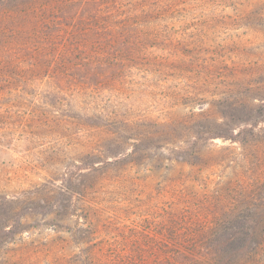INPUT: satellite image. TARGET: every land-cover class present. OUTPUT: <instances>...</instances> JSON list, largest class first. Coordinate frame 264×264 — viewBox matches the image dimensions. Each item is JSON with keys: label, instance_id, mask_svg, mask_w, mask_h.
Returning a JSON list of instances; mask_svg holds the SVG:
<instances>
[{"label": "rangeland", "instance_id": "rangeland-1", "mask_svg": "<svg viewBox=\"0 0 264 264\" xmlns=\"http://www.w3.org/2000/svg\"><path fill=\"white\" fill-rule=\"evenodd\" d=\"M0 264H264V0H0Z\"/></svg>", "mask_w": 264, "mask_h": 264}]
</instances>
